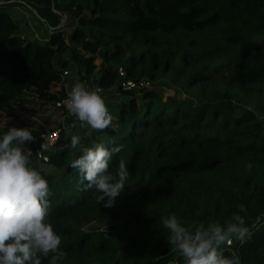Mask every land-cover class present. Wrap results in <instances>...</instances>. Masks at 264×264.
Instances as JSON below:
<instances>
[{"label":"trees","instance_id":"trees-1","mask_svg":"<svg viewBox=\"0 0 264 264\" xmlns=\"http://www.w3.org/2000/svg\"><path fill=\"white\" fill-rule=\"evenodd\" d=\"M17 8L48 26L44 40L21 35ZM64 13L77 19L67 41ZM61 66L90 87L119 93L118 131L73 135L84 146H121L109 171L123 159L129 176L105 207L95 189L81 190L71 164L82 153L70 135L44 150L49 158L39 161L52 167L39 171L49 185V222L66 253L57 264H185L161 222L171 214L193 230L226 226L239 214L251 237L221 251L241 264H264V0H0V111L36 94L64 114L55 104ZM169 72L182 74L175 82L193 95L163 96L157 85L169 84L160 79ZM222 74L226 83L216 80ZM122 77L151 86L123 88ZM41 129L28 149L39 146ZM112 221L120 225L109 233L83 228Z\"/></svg>","mask_w":264,"mask_h":264},{"label":"clouds","instance_id":"clouds-1","mask_svg":"<svg viewBox=\"0 0 264 264\" xmlns=\"http://www.w3.org/2000/svg\"><path fill=\"white\" fill-rule=\"evenodd\" d=\"M64 104L68 114L75 118L65 133L71 136V148L79 146L82 153L71 164L79 170L81 190L95 189L100 193L97 203L112 207L129 176L123 159L119 160L114 174L109 171L112 153L119 152L121 146L111 151L105 143L84 146L81 137L72 134V129L77 126L76 121L80 127L88 126L95 131L107 128L118 131V125L113 124V116L99 90H89L83 83L71 87ZM34 139L29 129L14 126L0 136V264H42L41 257H48L50 253L54 254L50 264H57L66 255L60 249L61 237L49 222L48 182L30 166L33 152L25 151L26 142ZM107 143L114 142L109 138ZM232 221L226 226L200 224L193 230L183 226L175 214L161 218L170 233L167 237L170 251L182 256L185 264H241L235 253L225 257L221 246L230 245L233 239L241 242L250 239L251 229L239 214H234Z\"/></svg>","mask_w":264,"mask_h":264},{"label":"rangeland","instance_id":"rangeland-1","mask_svg":"<svg viewBox=\"0 0 264 264\" xmlns=\"http://www.w3.org/2000/svg\"><path fill=\"white\" fill-rule=\"evenodd\" d=\"M39 4V3H38ZM47 7V6H46ZM23 9V8H21ZM26 10V9H25ZM17 12H18V17L23 18L21 23L23 26V35L28 38V39H36L37 35H39V32L42 31V23H39L35 18L34 19H27L26 17L30 16H26V15H22L21 12H19V8H17ZM31 12L26 11V14H30ZM85 13L89 14L88 11H85ZM63 19H64V33L66 35V41H67V34L69 32V30H72V25H76L77 23V19L76 17L72 16V15H68V13H64L63 14ZM27 22V26L26 23ZM30 22H32V26H30ZM37 33V35L34 36V33ZM38 40V39H37ZM42 41V40H41ZM64 54V55H63ZM61 54V57L64 58L66 57L65 53ZM95 62L99 63L100 62V57H96L95 58ZM226 74V73H225ZM223 78H217L216 80H219L226 83V79L224 77ZM182 76V74H178L177 76L172 73H165L162 75V77L160 79H162L163 81H167V83L169 84H165V83H160L161 85H157L152 83V86L157 85V89L158 91L163 95H169V94H177L179 96H189V93L184 92L183 89V84L182 82H175L176 77L180 78ZM217 82L216 84L220 85V83ZM205 84V86H208V83H202ZM150 87L151 84H148ZM56 86V84L54 85ZM196 86V85H195ZM194 87V86H193ZM210 89H218L219 86H212L209 87ZM139 89V88H138ZM194 89L197 91V87H194ZM207 91H209L208 87L206 88ZM54 91V90H52ZM204 92V89L202 90ZM106 95V93H105ZM193 93H191L190 96H192ZM108 97H113L116 98V101L118 102L120 99V95L119 93H117L116 91H111L110 93H107ZM26 99H31L32 101L28 100V101H18L15 102L14 104L10 105L8 109H6L5 111H0V134L3 135L4 132L8 131V129L10 127H17V128H27L29 129L32 133L33 132H38L41 128L43 129H48V128H53L56 126L61 125V120L64 121V118H62V115H60V113H58V111L54 108L53 105H51V103H45V102H41L42 100L36 95H32V94H28L27 96H25ZM41 100V101H40ZM106 105L108 102H110V99L105 101ZM108 107V106H107ZM112 109V111H111ZM110 114L112 116L116 115L117 113V108L115 105H111L108 108ZM8 111V112H7ZM113 112V113H112ZM114 114V115H113ZM59 116V117H58ZM74 120V119H72ZM67 120H65L66 123ZM80 127V126H79ZM79 129H84V127H81ZM42 130V129H41ZM86 130V129H84ZM77 132V131H76ZM63 135L65 134L62 133ZM76 134V133H74ZM28 143L30 142H26L25 144V151L28 150ZM51 147V146H49ZM48 149V148H47ZM33 157V156H32ZM38 158V157H36ZM36 158H31L32 162H37L32 163L30 166L36 168L38 171L42 170L45 172H50L52 170V167L49 164H45L44 162H40L38 159ZM120 225V221H112V222H90L88 224H84L83 228L84 229H94L97 228L98 230H102L105 233H109L110 231H113L115 228L119 227Z\"/></svg>","mask_w":264,"mask_h":264},{"label":"built area","instance_id":"built-area-1","mask_svg":"<svg viewBox=\"0 0 264 264\" xmlns=\"http://www.w3.org/2000/svg\"><path fill=\"white\" fill-rule=\"evenodd\" d=\"M60 70H61V80H59L56 83L57 88H56V86H55V88L58 91L62 90V92H61L60 98L55 101V104L57 106H61L62 109H64L67 116L72 117L68 114L67 109H66L65 104H64L65 100L67 99V93L71 90V87L75 84V83H68L66 80V78H68L69 74L72 73V69L70 66H64V67L61 66ZM118 72H119V75H121V76L124 75V70L121 66L118 67ZM120 85L123 88H136V89H138V88H141L143 86H147L148 84H147V82H143V81L135 82L132 79L122 77L120 79ZM87 88L89 90H99V92L102 90L101 87H95L94 89L89 88V87H87ZM104 90L106 91V89H104ZM111 91H114V87H113V89H111ZM65 129H66V125L64 126V124H61V125L53 127V128L41 130L39 132V135L41 137L40 144L33 151L31 150L33 152V157L34 158L38 157V158H36L38 160L47 161L49 157H48L47 152H45L44 150L47 149L49 146H52V144L63 135L62 133H64Z\"/></svg>","mask_w":264,"mask_h":264},{"label":"crops","instance_id":"crops-1","mask_svg":"<svg viewBox=\"0 0 264 264\" xmlns=\"http://www.w3.org/2000/svg\"><path fill=\"white\" fill-rule=\"evenodd\" d=\"M26 11H28L29 12V10H25V9H21V8H19V12H21V14L23 15H26V16H30V18L29 17H26L27 19H36V17L34 16V14L31 12L30 14H26ZM18 19H19V22H20V26H21V28H20V33H21V35H23V26H22V23H21V21H22V19L23 18H20V17H18ZM37 20V19H36ZM64 20V19H63ZM38 22H39V20H37ZM26 23V25L25 26H27V22H25ZM30 24V26H32V22H30L29 23ZM42 31H40L39 32V35H37V33L35 32L34 33V36L35 35H37V37L36 38H38V39H41V38H43L44 36H46L47 35V33H48V26L46 25V24H44L43 26H42ZM41 37V38H40ZM33 39V38H32ZM63 53H65V55L67 56V52L65 51V52H63ZM62 53V54H63ZM64 55V54H63ZM71 67V69H72V66H70ZM66 80H67V82L68 83H83L86 87H89V88H93L94 89V87H90L85 81H80L79 79H78V76L76 75V72L75 73H73V71H72V73L71 74H69V76H68V78H66ZM56 88H57V85H56ZM111 89H113V88H107L106 89V91L104 90V89H102L100 92H99V94L104 98V100L105 101H107V100H109L110 99V102H108L107 103V106H108V108L111 106V105H117V101H116V98H113V97H108L107 96V93H110V91H111ZM105 93H106V95H105ZM111 111H112V109H111ZM113 113V112H112ZM114 115V114H113ZM59 117V116H58ZM62 118H64V121H62L61 120V123L62 124H64V126L66 125V127L68 126V125H70V124H72L73 123V121L75 120V118L74 117H69V116H67L66 115V113H64V114H62ZM72 119H74V120H72ZM65 120H67L66 121V123H65ZM76 124H77V126L74 128V129H72V134H74V133H81V132H87V131H89L90 130V127H88V126H85L84 127V129H86V130H82V129H79V128H81V127H79L80 125H79V122L78 121H76ZM77 131V132H76ZM38 162V161H37Z\"/></svg>","mask_w":264,"mask_h":264},{"label":"water","instance_id":"water-1","mask_svg":"<svg viewBox=\"0 0 264 264\" xmlns=\"http://www.w3.org/2000/svg\"><path fill=\"white\" fill-rule=\"evenodd\" d=\"M48 148H50V147H48Z\"/></svg>","mask_w":264,"mask_h":264}]
</instances>
